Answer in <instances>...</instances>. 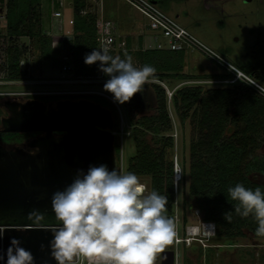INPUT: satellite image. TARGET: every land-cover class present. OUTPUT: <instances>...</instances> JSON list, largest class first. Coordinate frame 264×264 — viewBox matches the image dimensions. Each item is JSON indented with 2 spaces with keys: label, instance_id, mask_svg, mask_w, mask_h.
I'll return each instance as SVG.
<instances>
[{
  "label": "trees",
  "instance_id": "obj_1",
  "mask_svg": "<svg viewBox=\"0 0 264 264\" xmlns=\"http://www.w3.org/2000/svg\"><path fill=\"white\" fill-rule=\"evenodd\" d=\"M5 5V27L0 29V51L7 55L8 80H24L29 72L22 61L29 52V46L20 44L27 37L40 50L42 59H50L54 66H62L63 61L54 56L52 37L43 30L41 0H3ZM73 37L64 40L65 64L72 66L75 79H106L100 70V62L87 65L84 60L88 53L98 49L99 25L98 8H92L90 0H73ZM142 43V37L139 38ZM128 39V47H131ZM121 59L125 53L133 59L136 67L151 65L156 69L150 80L167 82L172 79L215 77L217 75H191L184 72L186 53L178 50L144 49L110 51ZM244 72V71H243ZM246 73V72H245ZM248 74V73H246ZM264 85V69L248 74ZM231 73L222 74V78ZM155 93V114L136 119L131 116L136 152L129 159L127 173H135L140 181L147 182L149 192L155 190L167 197V213L172 212L175 201L174 160L167 158V150L173 149V136L162 135L172 129L168 96L159 82L151 84ZM57 96V95H56ZM55 98L54 96H51ZM50 97V98H51ZM109 108L115 118L114 129L118 127V113L115 104L98 94L85 96ZM174 109L183 124L190 119L191 137L189 146V185L187 200L196 203L203 218L216 224L214 238L234 239L246 236V230L255 235L258 224L250 215L242 218L235 213L233 204L227 197V189L237 183L247 188L260 187L264 183L256 180L264 176V156L258 150L264 142V95L252 84L239 80L228 86L205 88L203 85H184L177 88L171 98ZM234 130L228 134V129ZM154 135L150 143L146 135ZM121 147L115 141V152L120 164ZM186 176L185 166L183 168ZM143 178V179H142ZM191 202L189 203L191 205ZM232 211L231 223L224 219V213ZM184 218L186 220L185 211ZM162 253V252H161ZM189 264V261H186Z\"/></svg>",
  "mask_w": 264,
  "mask_h": 264
},
{
  "label": "rangeland",
  "instance_id": "obj_2",
  "mask_svg": "<svg viewBox=\"0 0 264 264\" xmlns=\"http://www.w3.org/2000/svg\"><path fill=\"white\" fill-rule=\"evenodd\" d=\"M49 0H42L43 5H48ZM159 8L171 17L175 18L182 26L187 28L202 43L214 50L220 56L228 60L240 70L250 74L253 71L264 69V0H152ZM1 6V4H0ZM110 18L119 23V28L134 35L140 32L144 18L133 7L123 0H114ZM64 17L73 11L71 0L65 1L62 5ZM105 14L104 17H109ZM130 19L131 22L121 21ZM45 27L48 22H45ZM43 27V30L46 28ZM2 30V27L0 26ZM49 31V33H48ZM53 39L54 56L63 61V65L68 60L66 56L63 33L60 36L56 31L45 30ZM56 35H55V34ZM54 34V37L52 36ZM152 42L151 39H148ZM20 44L29 46V52L25 55L22 65L29 72V77L24 80L6 81L0 84V96L12 95L14 93L49 92L61 96H71L84 98L88 94H98L112 101L118 113V127L114 129L116 141L119 142L120 165L122 172L127 173L129 159L136 152V141L133 133V125L130 118L134 116L138 119L144 115L155 114L156 98L151 84L159 82L169 90L184 85H203L205 88L218 86H228L231 84L204 82V79L192 78L176 80L172 79L161 83L159 80H150L138 92L130 102L120 104L114 100L113 94L104 90L103 85L106 79H75L72 72H66L62 66H54L50 59H42L39 47L27 37L20 39ZM116 52V51H115ZM119 56L117 53L114 57ZM139 68V67H138ZM184 72L191 75L202 74H227L226 68L210 59L205 54L195 51L187 53L184 61ZM204 80V81H203ZM208 80V79H206ZM210 80V79H209ZM214 80V79H213ZM220 80V79H217ZM264 86V85H263ZM178 87V88H179ZM61 96H54L60 98ZM49 98V97H48ZM169 112L172 119V129L165 131L162 135L173 136L175 146L167 150V158L177 159L179 164L186 169V176L179 185L178 206L180 213L185 211L188 224H197L198 219L194 214L197 209L196 203L187 202L182 205L183 200H187L189 185V146L191 137L190 119L183 124L177 115L172 100L168 99ZM234 130L228 129V134ZM16 137L15 134L10 135ZM147 140L152 143L154 135L148 133ZM260 156H264V142L257 151ZM143 179V178H142ZM139 180H141L139 178ZM256 180L264 183V176L258 175ZM188 201V200H187ZM181 214V215H182ZM175 249L174 241L164 250ZM180 252V263L186 264H264V238L256 237L252 232L246 230V236L234 239L213 238L209 245H202L194 242L190 246L178 245ZM161 252L157 255L155 264H160Z\"/></svg>",
  "mask_w": 264,
  "mask_h": 264
},
{
  "label": "clouds",
  "instance_id": "obj_3",
  "mask_svg": "<svg viewBox=\"0 0 264 264\" xmlns=\"http://www.w3.org/2000/svg\"><path fill=\"white\" fill-rule=\"evenodd\" d=\"M109 51L107 46L95 49L86 54L84 62H100V70L109 77L104 90L120 104L130 102L156 69L151 65L138 68L127 53L121 59ZM227 197L235 202L238 216L254 218L258 224L255 236L264 238V191L237 183L227 189ZM167 202L157 191L147 192L135 173L92 166L53 195V210L60 223L53 229L52 255L58 264H155L157 255L176 236L174 221L166 215ZM224 219L231 223L232 211L224 213ZM12 244L15 247L9 248L7 264H33L30 251L19 247L15 239Z\"/></svg>",
  "mask_w": 264,
  "mask_h": 264
},
{
  "label": "water",
  "instance_id": "obj_4",
  "mask_svg": "<svg viewBox=\"0 0 264 264\" xmlns=\"http://www.w3.org/2000/svg\"><path fill=\"white\" fill-rule=\"evenodd\" d=\"M32 102L11 107L1 120L5 132L42 134L29 142L35 152L0 144V264H7L13 239L32 253L33 264H58L51 246L53 229L60 223L53 210L54 193L92 166L122 172L109 108L89 99L60 100L49 109ZM174 260L173 250L162 251L161 264Z\"/></svg>",
  "mask_w": 264,
  "mask_h": 264
},
{
  "label": "built area",
  "instance_id": "obj_5",
  "mask_svg": "<svg viewBox=\"0 0 264 264\" xmlns=\"http://www.w3.org/2000/svg\"><path fill=\"white\" fill-rule=\"evenodd\" d=\"M128 5L133 7L138 13L142 15L145 22L140 24V32L136 35L123 31L119 28L118 23L111 19L106 18L103 15L102 2L103 0H90L92 8H98L99 13V25H98V36L97 46L101 49L103 46H107L110 51H126L136 50L140 47L144 49H167V50H178L187 53L199 51L210 59L214 60L226 70L231 73V76L222 78L220 80H203L204 82L214 83H236L239 80H244L252 84L259 92L260 88H264L259 82L254 80L251 76L234 66L228 60L220 56L214 50L202 43L196 36H194L187 28L182 26L175 18L168 15L157 4L152 0H123ZM53 16L60 18L63 16L61 11L53 12ZM73 17L68 20L70 28L65 30L63 40L70 39L73 37ZM49 33V32H48ZM50 34V33H49ZM142 37V43L139 38ZM128 39H130L131 47H128ZM151 39L152 42H149ZM109 51V52H110ZM7 55L0 51V84L8 80V68L6 65ZM66 72H72V66L65 64L62 68ZM164 83V82H161ZM179 86L172 90L167 87L166 92L168 99L170 100L173 96L174 91ZM264 95V92H260ZM184 171L183 167L179 164L176 159L174 162V188H175V201L172 212L169 217L173 219L175 224L176 236L174 238L175 249V260L174 264L180 263V252L178 245L184 244L187 247L192 245L194 242L202 245H209L210 240L216 236V224L212 221H207L203 218L202 212L197 208L194 211L198 219L197 224H188V220L184 218V215L180 213L178 206V191L179 185L183 181ZM141 184L149 192V186L147 182L140 181ZM167 208V207H166ZM167 213V212H166ZM182 214V215H181ZM81 264V262H77ZM161 264V258H160Z\"/></svg>",
  "mask_w": 264,
  "mask_h": 264
},
{
  "label": "flooded vegetation",
  "instance_id": "obj_6",
  "mask_svg": "<svg viewBox=\"0 0 264 264\" xmlns=\"http://www.w3.org/2000/svg\"><path fill=\"white\" fill-rule=\"evenodd\" d=\"M57 94L49 92H30V93H14L12 95L0 96V144L7 149H22L27 152H35L36 149L29 146V142L37 135H41L39 132H26V133H17V132H5L3 131V126L1 120L10 115V108L18 104H34L32 100H38L39 102L46 104L47 109L51 106L59 104L60 100L70 99V100H79V99H88L86 97H76L71 96H61L60 98H53L51 96H56ZM49 97V98H48ZM51 97V98H50ZM91 100V99H89ZM93 101V100H92ZM11 134H15L16 137L11 138Z\"/></svg>",
  "mask_w": 264,
  "mask_h": 264
},
{
  "label": "crops",
  "instance_id": "obj_7",
  "mask_svg": "<svg viewBox=\"0 0 264 264\" xmlns=\"http://www.w3.org/2000/svg\"><path fill=\"white\" fill-rule=\"evenodd\" d=\"M2 1L3 0H0V4H1V6H0V26L2 27V29H4L5 23H6L5 22V11H6V9H5V5L3 4ZM65 1H67V0H49L48 1L49 6H46V5H43L42 0H41L42 27L46 26L45 22H48V26H49L48 28L45 27L46 31L50 30V31L55 32V33L57 31L59 33H56V34H59L60 36H62L61 34H63L66 29L70 28V26L68 24V20L73 17V11L70 12V15L64 17L62 5H64ZM72 2H73V0H71V5L73 4ZM113 4H114V0H103L102 8H103V15L104 16H105V14L107 16H109L108 15L109 12H112V10L114 9ZM72 7H73V5H72ZM55 11H61L63 16L60 18L54 17L53 12H55ZM106 18H110V16L106 17ZM111 19H112V17H111ZM113 20H115V19H113ZM123 22H131V20L125 19V20L121 21V24ZM122 26L126 27L128 25L123 23ZM60 32H63V33H60ZM54 34L52 35L53 37H54ZM185 73H187V72H185ZM216 74H217V76H215V77H206V78H201V79H204V80H206V79H208V80L209 79L210 80L222 79V77H221L222 74H218V73H216ZM202 75H211V74H202Z\"/></svg>",
  "mask_w": 264,
  "mask_h": 264
}]
</instances>
